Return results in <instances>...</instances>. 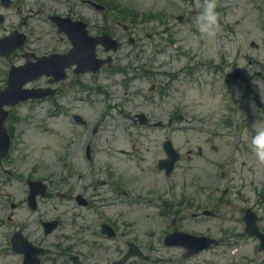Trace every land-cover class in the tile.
I'll return each mask as SVG.
<instances>
[{"label":"flooded vegetation","instance_id":"obj_1","mask_svg":"<svg viewBox=\"0 0 264 264\" xmlns=\"http://www.w3.org/2000/svg\"><path fill=\"white\" fill-rule=\"evenodd\" d=\"M7 1V7L15 6V15L22 10L30 9V12L36 10L37 13L44 12L48 15L69 18L72 21L89 19L78 11V0ZM215 2L218 28L213 37L201 34L196 24V17L201 10L199 7L201 0H188L181 8V19L180 16L177 17L179 9L175 7L176 16L172 17V22L169 24L171 34L174 35L173 48L170 52L172 59L170 62H160L157 68V70L170 71L169 83L155 84L152 87V91L157 94L155 101L147 97L145 102L136 108L143 111L141 113H145L150 119L156 120V123H161L159 127L168 130L167 138L154 140L153 145L158 148L156 153L158 157L156 160L153 159L154 166L153 163L150 165L154 167L159 177L164 178L165 185L162 186L160 183L159 186L146 187L144 186L146 183H143L142 186L134 189L136 200L132 201L130 210L133 208L139 210L137 218L129 220L131 226L129 227L127 223L125 228V235L128 238L126 246L120 250L122 254L129 251L131 242L138 248L135 251L142 253L138 257H142L147 252L156 253L157 238L172 229L164 219L172 218L174 232L218 240L219 248L222 249L219 253L220 264H231V262L264 264V249H262L264 169L259 170L263 174L261 179L255 175L247 176L246 174H251L255 170L249 168L247 161L240 156L246 151L249 152L244 146H253L251 124L255 117L247 103L236 104L229 95L233 85L239 84L244 88L246 97H252L260 107H264V102L257 98L255 88L250 84L247 70L254 65L264 68V0H215ZM3 4L4 0H0L1 14L4 9H8ZM228 12L236 14L235 26H226ZM19 22L26 23L30 28L29 20L19 19ZM89 22L93 24L92 18ZM104 24L102 27L108 29ZM117 38L120 43L125 37ZM121 45L120 43V48L123 47ZM98 49L100 58L110 57L106 48ZM35 53L36 51L31 48L24 50L20 52L18 59L26 62ZM162 53L168 55V50L163 48ZM123 57L124 59L119 60L113 54L111 62L104 65L95 75L100 77L98 79L106 80L113 74H123L130 84L137 82L144 84L146 77H142L135 68L139 61L132 59L129 53H124ZM154 62L156 63V60ZM122 65H125L124 69L120 68ZM147 65L146 59L143 67ZM168 70L167 75H169ZM90 75L92 74L86 76ZM256 75L264 76V73L257 72ZM82 77L78 74V79ZM138 114L136 112L135 116L132 114L127 116V113H123L122 117L132 121L133 118L137 120ZM230 120L233 125L227 128ZM260 124L264 126V119ZM110 125L116 129L119 124L115 119L112 122H104L102 130H106ZM232 129L237 134V137L232 139L236 148L240 144V151L237 148L234 158L229 157L226 141L221 138L227 130ZM246 129L248 134L244 139ZM167 141L171 142L179 155V161L170 177L159 169L160 162L168 158L165 148ZM120 152L125 153L123 150ZM260 161H257L258 169ZM111 173L109 191L103 194L102 191L90 194L95 203L108 193L117 196L121 192L119 173ZM67 199H69L68 194L64 193L63 200ZM228 210H230L229 214ZM152 212L153 223L156 222L158 227L156 231L145 237V234L139 230L138 221L150 219ZM227 214L230 218H227ZM119 218V215H112L109 224L112 226ZM158 219L161 224L157 222ZM254 221L259 226L261 237H251L247 233V224ZM95 225L94 220L90 225L87 223L78 225V234L73 239L64 236L63 240H70L77 247H82L83 242H92L93 255L97 263L113 264L114 260L110 258L113 248L97 243V240L103 237L96 232ZM63 226L64 223L62 228ZM28 229L29 227L26 230ZM115 230L117 231V228ZM159 230L162 233H158ZM115 238H118V232ZM115 238L112 240L114 241ZM48 239L45 237L47 242ZM49 244V248L52 249L62 245L57 240L50 241ZM179 248L183 257L191 258L185 248ZM98 252L101 254L100 257ZM207 252L211 253L212 249Z\"/></svg>","mask_w":264,"mask_h":264},{"label":"rangeland","instance_id":"obj_2","mask_svg":"<svg viewBox=\"0 0 264 264\" xmlns=\"http://www.w3.org/2000/svg\"><path fill=\"white\" fill-rule=\"evenodd\" d=\"M118 1L119 4L123 6L127 5L144 18V16H158L156 12L166 11L170 13L172 11L173 0ZM173 4L184 5L181 0H176ZM233 15L234 14H228V22L231 20L232 22L235 21L236 17ZM146 22L148 23L147 26L143 27V30L138 33L140 34L142 42L147 44L148 48L151 49L154 47L156 38L147 40L146 36L152 32L151 27L155 26L156 23H153L154 20L152 19ZM64 47L68 48L67 45H64ZM46 85L47 84L44 80L37 84V86ZM98 85L102 88H105L106 86L109 87V84L99 83ZM110 85L113 84L111 83ZM1 88H5V84L0 75V89ZM57 88L59 89L60 94L56 96L57 101L55 104H51L46 100L44 104H32L33 109L22 107L19 112L22 114V119L25 122L10 126L13 130V147L7 163L4 164L5 167L12 172H19L20 178L31 177V173H27L30 171H33L35 176H62L66 174L73 176L78 175V167L82 168V166H84L83 163H81V160L78 162V128L71 126L70 123H73V121L70 117L73 112L78 113V102H74V99L78 97V91H80L79 97H86L85 101L79 102L80 113L89 121V123H93L92 120L97 117L98 111L104 107V105L99 102L101 101V98L92 94L93 91L98 90V87L88 80L86 82H78L74 77H69L66 81L58 84ZM107 91H119L120 95L123 96V89L121 88L113 87L109 88ZM88 100L92 102L89 103ZM122 100L123 98L120 99L119 102ZM60 111H62L63 114H61ZM128 132L132 134V136L128 137L130 140L133 141V139L138 138V135L136 134L138 131L130 129ZM104 135L105 141L101 145L102 162H100V159L98 158L97 164L102 168H104V164L106 167H110V165L114 166L120 171L122 176L130 166H136L133 170L139 173V175L137 176V174H133L134 176L130 181V187L133 189L142 186L141 183H146L144 184L146 187L159 186L160 183L162 186L165 185L164 178L159 177L156 170L153 169L154 167L152 168L150 166L152 163L154 166L153 159L156 160L158 157L156 156L158 148H155L153 144L145 141V138H148V140L154 139L158 135V132L148 130L142 131V137L140 139L142 142H140V145L138 146L136 159L131 158L130 160H126L119 154H112L109 150L110 148L125 149L128 147V143L121 142L120 146L117 147L115 143L106 144L105 138H107L108 135ZM118 136L119 139L122 140L123 137L120 134H118ZM242 159L247 161L249 168H254L255 170L251 172V174L246 175H255L257 178L261 179L263 174L259 170L264 168V159H261L259 162V169L256 168L257 161L260 158L257 156L254 148H251V153L243 154ZM63 163H66L67 167L63 166ZM67 169H70L71 171L67 173L65 171ZM22 172H24V177ZM76 180L77 179H74V181ZM11 186L23 189L25 184L19 181L18 186L13 182ZM138 210L139 209L137 208L130 210L129 208L124 207L122 211L123 216H121V218L125 220L137 218ZM84 213L86 219L89 220L94 218L92 210L85 211ZM83 217L84 216H82V219ZM153 218L154 213L150 219L138 221L139 230L141 233L145 234V237L147 234H151L157 230L158 226L156 222L153 223ZM157 222L160 223V220L158 219ZM158 233H162L161 230H159ZM162 236L163 235L157 238V247L159 251L156 254L150 255L147 261L137 260L131 264H197V262L181 261L182 257L178 250L165 249L161 242ZM156 258L159 259L154 260ZM15 260L16 259L10 260V262ZM213 260V264H219L220 262V258L218 260L217 257H214ZM3 264H5L4 261ZM198 264H202V262L200 261Z\"/></svg>","mask_w":264,"mask_h":264},{"label":"clouds","instance_id":"obj_3","mask_svg":"<svg viewBox=\"0 0 264 264\" xmlns=\"http://www.w3.org/2000/svg\"><path fill=\"white\" fill-rule=\"evenodd\" d=\"M200 12L196 17V24L201 34L207 37H213L216 34L218 28V13L216 12L215 0H201L199 5ZM250 77V84L255 88L256 95L261 102H264V76H257V72L264 73V68L260 65H254L252 68H247ZM232 100L238 104L247 103L251 109L252 115L255 117L251 124L253 135L251 137V143L257 156L260 159H264V126L260 124L264 119V107H260L256 100L252 97H246L244 88L239 85H233L231 94H229Z\"/></svg>","mask_w":264,"mask_h":264}]
</instances>
